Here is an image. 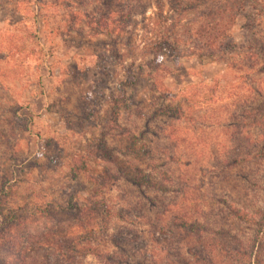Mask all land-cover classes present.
Instances as JSON below:
<instances>
[{"label":"rangeland","instance_id":"obj_1","mask_svg":"<svg viewBox=\"0 0 264 264\" xmlns=\"http://www.w3.org/2000/svg\"><path fill=\"white\" fill-rule=\"evenodd\" d=\"M44 1L0 0V264H264V0Z\"/></svg>","mask_w":264,"mask_h":264},{"label":"trees","instance_id":"obj_2","mask_svg":"<svg viewBox=\"0 0 264 264\" xmlns=\"http://www.w3.org/2000/svg\"><path fill=\"white\" fill-rule=\"evenodd\" d=\"M30 1V0H29ZM35 2V4H38L41 6V2H45L44 0H32ZM47 1V0H46ZM106 2H111L112 0H105ZM224 5H220L218 8L220 10L221 7H223ZM215 12L214 11H211L210 14H213ZM129 14H125V18H129ZM208 29H211L208 28ZM218 38L215 39V37L213 38H210L208 39V42L207 43H214L216 42ZM164 43L160 44H156L154 45L153 47V52L157 55H159V53L161 52V49L163 47ZM115 99L112 98V105H115ZM163 111L162 112H166V109H162ZM115 114V112L113 113ZM152 186L156 189V191L158 192H166L167 189H165L164 187H161L160 184H152ZM95 207V206H94ZM68 208L67 210H70V212H72V214H75V215H81V212H84L85 213V206L84 207H81L80 205H74L72 206L71 204L68 205ZM106 209H102L101 211V215L102 213L103 214H107L108 212L105 211ZM109 217V216H108ZM189 225L191 223H188ZM193 225L194 224H197L196 222H193L192 223ZM193 227H191V225L189 226V229L190 231H195V230H192ZM195 234L197 235L198 234V231L195 232ZM165 240H162V242H164ZM127 242V241H126ZM125 243V242H124ZM61 244V243H60ZM257 245V243H252L251 246H249V252L248 251H245L244 249L241 251L240 253V257L241 258H251V251L252 249ZM55 248H59L60 250H62V252H64L65 254H71L73 256H76L78 254H81L82 257L86 258V257H93V258H96L97 260L101 261L103 264H117L115 263L111 256H109V253H106L104 252L103 250L100 251L99 249L97 248H94L92 246H88V245H83V246H78V245H70V244H62V245H58V243H43L41 245H39V252L40 253H48L50 252L51 250H55ZM256 249H258V247H256ZM63 253V254H64ZM256 255H257V251H256ZM65 256V255H64ZM54 257V255H53ZM52 256L50 257V259L48 257H40L39 255L36 257L35 260L31 261V264H82V261H79V260H72L70 259L69 257H54L53 258ZM27 260H23L22 259V264H27L25 263Z\"/></svg>","mask_w":264,"mask_h":264}]
</instances>
